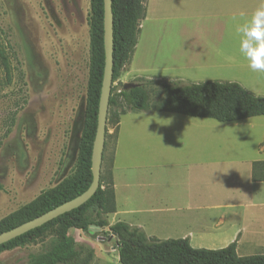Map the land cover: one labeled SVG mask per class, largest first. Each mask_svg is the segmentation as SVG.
I'll return each mask as SVG.
<instances>
[{"label":"crops","instance_id":"obj_1","mask_svg":"<svg viewBox=\"0 0 264 264\" xmlns=\"http://www.w3.org/2000/svg\"><path fill=\"white\" fill-rule=\"evenodd\" d=\"M262 4L147 0L127 76L178 82L168 78L214 71L216 77L201 83L233 82L248 91L258 87L254 84L264 86V73L253 71L240 51L238 31ZM130 113L116 125L110 167L116 212L109 214L115 218L109 225L123 222L158 240L185 239L192 249L220 250L235 243L239 257L264 255V182L252 180V165L264 156L236 158L231 146L206 149L205 133H121L122 118ZM151 113L179 127L205 132L209 126L207 118L154 111L137 112L138 123Z\"/></svg>","mask_w":264,"mask_h":264},{"label":"rangeland","instance_id":"obj_2","mask_svg":"<svg viewBox=\"0 0 264 264\" xmlns=\"http://www.w3.org/2000/svg\"><path fill=\"white\" fill-rule=\"evenodd\" d=\"M89 12V0H0V47L9 66L6 71L0 62V220L75 169L89 70ZM127 70L128 65L112 82L115 92L120 84L138 79L128 77ZM188 74L166 78L185 86L217 76L214 71ZM261 84L247 91L264 97ZM122 107L120 102L108 107L100 171L106 183L117 131L114 114ZM136 115L122 118L121 133H205L206 149L231 146L236 158L264 156V116L237 126L204 119L209 125L204 132L160 121L154 113L138 123ZM106 219L115 222L112 215ZM103 231L71 229L68 235L93 249L92 264H118L117 240ZM51 238L47 233L35 243L0 253V264H27L29 255L48 250Z\"/></svg>","mask_w":264,"mask_h":264},{"label":"trees","instance_id":"obj_3","mask_svg":"<svg viewBox=\"0 0 264 264\" xmlns=\"http://www.w3.org/2000/svg\"><path fill=\"white\" fill-rule=\"evenodd\" d=\"M89 70L86 86L83 126L76 166L54 187L0 220V233L11 230L83 193L91 182V148L96 130L97 109L104 67L103 0H89ZM147 0H111L113 18L112 82L129 64L145 17ZM0 62L9 66L0 47ZM138 86L118 92L112 88L108 107L122 108L114 114L115 126L127 110L168 112L217 122H234L264 116V97L255 96L237 83L208 81L180 86L165 80L135 79ZM156 96L155 99L152 97ZM264 145V141L262 143ZM252 180L264 182V162L252 165ZM1 188V187H0ZM116 212L111 172L106 183L100 175L95 193L80 207L0 245V253L35 243L52 234L47 251L31 254L27 264H92L94 251L77 245L68 235L71 229L89 233L96 227L113 234L118 246V264H264V255L239 257L235 243L220 250L192 249L188 240H158L147 237L137 227L123 222L109 225L106 216ZM95 237V235L93 236Z\"/></svg>","mask_w":264,"mask_h":264},{"label":"water","instance_id":"obj_4","mask_svg":"<svg viewBox=\"0 0 264 264\" xmlns=\"http://www.w3.org/2000/svg\"><path fill=\"white\" fill-rule=\"evenodd\" d=\"M113 18L111 0H103V50L104 67L97 109V121L91 148V182L88 188L75 198L47 211L46 213L27 221L11 230L0 233V245L19 237L28 231L38 228L58 216L70 212L83 205L95 193L99 186L102 154L106 135V120L108 103L112 88V53H113ZM138 86L135 83H123L122 89L128 90ZM90 227L89 232L97 228ZM112 236H114L112 234Z\"/></svg>","mask_w":264,"mask_h":264},{"label":"clouds","instance_id":"obj_5","mask_svg":"<svg viewBox=\"0 0 264 264\" xmlns=\"http://www.w3.org/2000/svg\"><path fill=\"white\" fill-rule=\"evenodd\" d=\"M242 35L240 51L249 62V67L264 73V4L258 8L250 22L239 27Z\"/></svg>","mask_w":264,"mask_h":264}]
</instances>
